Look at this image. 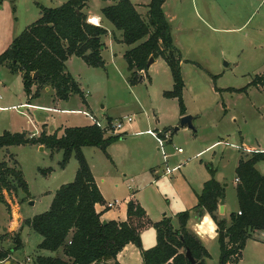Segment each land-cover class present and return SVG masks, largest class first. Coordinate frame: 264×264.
<instances>
[{"label":"trees","instance_id":"trees-1","mask_svg":"<svg viewBox=\"0 0 264 264\" xmlns=\"http://www.w3.org/2000/svg\"><path fill=\"white\" fill-rule=\"evenodd\" d=\"M100 1L111 2L101 10V14L116 31L121 32L120 43L132 47L123 55L130 73L128 83L135 86L148 78L147 63L151 58H161L168 66L173 82L172 90L164 92L163 97L176 99L180 117L185 116V85L180 69L182 57L173 44L170 25L162 10L166 0H150L146 20L130 0ZM86 3L87 0H68L53 9L37 5L38 20L27 26L0 54V66H5L12 75L20 74L23 91L29 101L38 98L41 89L49 86L57 100L68 101L77 95L84 103V95L68 73L65 63L69 58L76 57L88 67L103 69L102 38L107 35L103 27L88 22L83 13ZM34 74H37L35 80ZM262 81V76H256L246 87L227 91L243 93L250 86H262ZM35 83L38 87L32 93ZM163 131L173 133V129ZM124 136H104L94 125L65 128L61 136L41 132L34 138L24 132L8 131L0 135V150L12 146L39 145L62 152L61 168L66 166L72 155L78 164L74 179L55 191L48 210L22 223L41 237L36 247L38 252L54 254L36 255L33 264H119L116 257L128 244L139 250L142 264H192L186 257V251L190 252L193 264H206L209 253L196 234L204 236L206 230H213V225L206 218L203 223L207 229L204 230L199 224L194 229L195 234L188 227L192 213L198 220L208 215L215 224L219 263L238 264L246 242L253 239L255 233L264 230V174L256 168L264 163V154L244 153L239 158L235 168L238 210L230 213L228 221L218 216V204L224 188L214 179V170L207 167L210 179L197 195L196 205L191 210L175 214L176 225L172 218L166 216L157 223H151L143 208L133 199L127 203L125 221H107L103 224L95 206L103 204L104 200L82 148H98L109 157L108 147ZM3 191L16 197L22 193L20 203L30 198L21 171L9 167L5 161L0 162V203L9 213ZM147 227L156 231V245L144 250L140 232ZM7 237V234L0 236V263L8 261L22 247L20 233L17 232L12 236L15 246L4 249L1 242Z\"/></svg>","mask_w":264,"mask_h":264},{"label":"rangeland","instance_id":"rangeland-1","mask_svg":"<svg viewBox=\"0 0 264 264\" xmlns=\"http://www.w3.org/2000/svg\"><path fill=\"white\" fill-rule=\"evenodd\" d=\"M67 1L0 0L1 20L3 21L5 13L12 16L15 11L14 16L18 20L16 23L14 19H10L12 25L10 34L19 35L27 26L38 20L39 8L37 5L53 9ZM201 2L202 0H193V7L192 0H180V6L178 3H172L171 6L177 10L180 9L178 12L182 14L185 20L192 22L194 27L198 25L192 13H198L201 17H203V13H208L210 25L217 30L202 29L199 26L197 27L198 30L192 33L180 34L183 40L194 34L195 44L185 45L187 65L184 67L183 74L186 84L184 104L187 105L189 111L199 115V120L194 124L195 132L179 130L172 133V139L165 145H168L165 150L168 153H173L175 157L172 160L177 163L188 160L185 163L187 167L202 162V165L206 164V167L216 168L221 158L225 172H228L231 166L235 165L239 156L246 153H241L242 147L264 149V91H259L257 88H253L254 86L246 89L249 96L227 91L229 88H244L256 76L264 74V43L259 36L264 34V0L262 2L260 0H204L203 5ZM102 5L100 0H87L86 3L90 12L97 11ZM140 12L142 18L146 20L147 11L143 13L141 10ZM219 21L223 24L218 23ZM4 43L6 42L2 41L0 32V49ZM8 47L7 44L4 49L6 50ZM104 60L106 65L103 69L88 67L81 59H74L73 62L75 63L71 62L69 69L75 80L80 83L79 87L83 90V95L86 94L88 104L94 110L98 120L101 122L105 120L103 113L116 119L118 116H122V118L130 116L134 118V122L131 124L133 125L143 119L135 99L146 92L150 86V81L148 78H144L142 82L145 83H138L135 89L128 83L129 74L123 60L110 63L107 53L104 54ZM160 66L157 63L149 70V75L152 76L153 73L160 75L162 71ZM162 66V68H166L165 65ZM147 74L148 70L146 71ZM156 83L154 85L157 86ZM34 87L36 90L38 87L36 83ZM14 88L16 87L14 86ZM44 88L50 90L49 93H43L36 103L50 105L58 111L35 110L32 125H26V119L18 115L22 109L0 112V128L4 127L1 123L3 116L6 119L11 118L13 123L15 122L14 127L19 129L13 132L7 130L10 133L24 132L29 134L33 131V127L36 128L38 125L39 115L46 118V128L42 131V127L38 126L37 129L46 135L56 134L60 136L65 128L80 127L88 123L87 118L81 112L61 111L62 109H74L89 113V109L81 106L82 100L79 96L70 97L65 104V101L59 102L60 100L55 98V92L51 87ZM215 89L218 91L216 92ZM13 91L18 92V89H13ZM194 94L201 98L200 102L195 99ZM223 103L227 108V114L224 118ZM202 107L205 111L202 110ZM57 127L63 128L60 130ZM3 132L0 129V135ZM213 142H218L217 146L203 151ZM231 145H236L240 149L232 148ZM174 147L181 148L183 154H178ZM99 152V149L94 147L82 148L85 159L93 165L96 174L104 171L109 164L103 154ZM198 152L201 153L196 157ZM193 156L196 159H193ZM2 161L7 162L9 167L18 168L21 171L23 179L28 185L29 194L33 197L30 201L26 200L20 203V198L23 197L22 193H19L17 197L13 194H7L12 206L16 204L23 206V211H19L18 214L24 218L34 217L47 211L51 196L61 185L73 180V174L78 168L74 155L71 156L66 166L61 168L59 164L62 161V152L39 145L12 146L1 149L0 162ZM123 167L128 172L131 171L129 165L124 163ZM110 168L114 172V167ZM48 170L49 173H43ZM258 170L263 173L264 164H260ZM179 173L180 170L173 174L174 177ZM117 175L120 179H124L121 174L118 173ZM230 175L232 177V174ZM231 177H229L230 187L226 194L229 202L235 204L236 193ZM119 190H122L121 186H119ZM35 200L37 203L33 205ZM6 213V207L0 203V221L3 220ZM22 217L19 216L20 219ZM29 234V243L25 235L22 236L26 241L27 248L14 253L18 257L24 256L20 259L21 262L29 257L31 261L28 264H33L32 257L35 256L33 243L37 239L41 240V237L31 230ZM9 239V241L4 242V249L15 246L13 238L10 236ZM249 241L247 248L243 250V259L239 264H264V242L260 241L258 233H255L253 239ZM252 241L259 243L258 247L255 246V250L252 249ZM11 257L5 262L8 264L10 262H12L11 264L21 263ZM219 257V246L214 243L210 246V254L209 258L206 259V264H220ZM5 262L0 264H5Z\"/></svg>","mask_w":264,"mask_h":264},{"label":"crops","instance_id":"crops-1","mask_svg":"<svg viewBox=\"0 0 264 264\" xmlns=\"http://www.w3.org/2000/svg\"><path fill=\"white\" fill-rule=\"evenodd\" d=\"M260 1L262 2L263 0ZM130 2L134 5L136 11L141 15L142 14L140 12L141 10L143 11V13H145L148 10L147 5L149 4L150 0H130ZM102 3L103 5L97 11L94 12H90V10H88L86 6V8L83 10V13L88 20L92 21V19H94L97 22V24H95L96 26H101L107 31V35L102 38L104 49L101 52V56L103 58L104 67H105L106 65V61L104 60L105 53L108 54L110 63H116V60L124 61L123 59L124 53L132 47H128L125 44L120 43L121 32L116 31L114 27L107 20H105L101 14V10L104 7L111 5V3L109 1L107 2L102 1ZM172 3H178L179 6L181 5L180 0H166L162 6V10L166 18V21L170 25L173 44L180 51L182 57L180 69L185 85L183 90V102H184L185 101L184 91L186 89V84L183 74H184V67L187 65L186 64L187 60L185 57L186 54L185 45L187 44L194 45L195 40L193 37L194 34L192 36H187V38L184 40L181 39L180 34L184 32L192 33L195 30H198L197 27L199 26H201L202 29L205 28L208 30H217V29H215V27L213 28L212 25H210V21H209L210 16L208 15V13H203V17H201L198 13L195 12L192 13L193 18L196 19L198 25L197 27H194L192 22H190L189 20H185L182 14L178 12L180 9L177 10L174 7H171ZM192 4L194 7L193 0H192ZM201 4L202 5L204 4V0H202ZM1 8L2 7L0 6V9ZM14 14L12 16H8V14L5 13L4 14L5 17L3 18V21L1 20V16H0L1 39L3 42H6L3 44L4 47L3 46L1 47L0 54L5 51L4 48H6V45L7 44L10 45L12 40L18 36V35L14 36L10 34V29L12 26L10 19H14L16 23L18 20L17 17L15 18ZM218 23L223 24V22L221 23V21H219ZM259 36L263 39V43H264V34ZM74 59H79V58L76 57L69 58L66 61L65 66L68 73L71 75L74 81L78 85H80V83L77 80H75L72 72L69 69V64H71V62L75 63L73 62ZM157 63L161 65L160 67L162 71L160 75L158 73H153V75L150 76L149 70L152 69ZM162 65H165L164 67H166L167 70L166 68H162L163 67ZM125 67L127 70L126 63H125ZM147 70H148L147 76L150 81V86L142 96L140 94L137 97L138 99H135L136 105L139 107V111L142 114L143 119L135 122L130 127H127L125 129V136L118 142L108 147L107 154L109 157H106L99 149L101 154H103V156L109 163L107 167H105L104 171L98 173L99 175L96 174V172L94 171L93 165L87 162L91 170V173L93 175L94 181L104 200L103 204H98L95 206V210L97 213L100 214V219L102 221L122 222L126 220L127 203L130 199H133L137 201L138 204L143 208V210L147 215V218L151 223H157L164 216H166L172 218L176 225V221L174 218L175 214L182 211L191 210L196 205L197 195L201 192L203 184L210 179V174L207 170V167L205 166L206 164L202 165V162H198L197 164H193L194 166L187 167V164L185 163L188 160L180 161L177 163L172 160L173 157H175L173 156V153H168V151L166 150L165 153L167 158L163 157L161 152L158 150L154 138L144 133L147 130L173 129L178 125L179 119L181 118L179 115V109L176 99H166L163 97V93L167 91H171L173 86L171 73L166 63L161 58L155 59L152 65H150ZM128 74L130 73L128 72ZM261 76L263 77V81H262L263 85L262 86L258 85L253 88H257L259 91L260 90L264 91V74H262ZM155 82H157L156 83L157 86L154 85ZM13 85L16 88H14ZM136 87L137 86L135 85L134 88L136 89ZM34 88L35 87L31 89L32 93H34L35 91ZM13 89H18V92H14ZM80 90L83 93V90L82 89ZM49 91L50 90H48L47 88H44V90L39 93L38 98L29 101V97H27L23 91L22 79L20 74L12 75L5 66H0V107L3 108L2 110H0V112H6L12 110L10 109L11 107H19V109L22 110L18 112V115L26 119L25 121L26 125L28 124L32 125V122L34 121L33 115L35 110L46 111V112L58 111L57 109L52 108L50 105L48 106V105H42L36 103L40 100V97L43 93H49ZM238 94H242V95L246 94L247 96H249V94H247V91ZM194 97L199 102L201 101V98L198 95L194 94ZM59 102H63V101H59ZM65 102H66L65 104H67V101ZM81 103H82L81 106L83 105L82 106L83 108L85 106V108L89 109V113L95 116L94 110L91 109V106L88 104L86 94H84V103L83 102ZM184 105L186 108V115H191L193 117V125H194L195 122L199 120V115L192 113L191 111H189L187 105L186 104ZM222 106L224 107L223 109V118H224L227 114L226 113L227 108L224 103L222 104ZM202 110L205 111L203 107ZM61 111L69 112V113L82 112L81 110H74V109H62ZM103 117L105 120L116 119L106 115L105 113H103ZM39 118L40 119H37L38 125L36 126V128L33 127V131L29 132V135H31L34 138H36L41 133L39 129H37L38 126L42 127V131L44 130V128H46V123H45L46 118L41 117L40 115ZM120 118H122V116L117 117V119ZM87 120L88 123L83 126L91 125L90 120L88 118ZM1 123H3L4 126L0 128L2 131L9 130L13 132L14 130H19L17 129V127H14L15 122L13 123V120L11 118L6 119L5 116H3L1 117ZM61 128L59 129L62 130ZM241 141L243 142V139H241ZM217 144L218 142H213L203 151H207L210 148H214L215 146H217ZM242 148L248 150L249 152L264 151V149H256L254 147H247V146H244ZM201 152H198L195 156L197 157ZM241 153H243V151H241ZM181 154H183V152ZM98 159L100 158L98 157ZM193 159L196 158H194L193 156ZM238 161L239 159L236 161L235 165L231 166L230 171L228 172H225V168L221 163V158L219 159V163L217 167L212 168L214 170V179L222 186H224V184L226 185L225 187H223L224 213L223 215H220L218 213V216L221 218H225L227 221L229 220L230 213L236 212L238 210L237 199L235 204L233 202H229V199L227 198V194H226L227 190L230 187V179H229V177H231L230 174H232L231 180L235 189V182H234L235 168L237 166ZM124 163L130 166L129 168L131 171L128 172L127 169L123 167ZM179 163L185 165L184 166L182 165L183 167L179 169L180 173L177 176L174 177L173 175L177 171L174 172L169 177L162 175V172L165 167L173 168L177 166ZM259 165L260 164L256 166L257 169ZM112 166L114 167V172L112 168H110ZM118 173L121 174V176L124 179H120V177H118L117 175ZM261 174H264V172ZM74 176L75 174H73V179ZM119 186L122 187L121 191L119 190ZM125 186L127 189L125 188ZM3 195L5 197L6 202L10 205L9 207L10 212L9 213L7 212L8 214L6 213L3 220L0 221V236L6 234L8 236L1 242L2 246L4 247V242L10 240L9 239L10 236L12 237L13 234L19 232L21 244H22L21 249L22 250L26 249L27 248L26 241H24L22 236L24 234L26 239H28V243H29L30 242L29 231L31 229L26 226H23L22 223L24 220L28 219V217L24 218L22 217L21 214L20 215L18 214L19 211L20 212L23 211V206L21 204H16L15 206H12L11 202L9 201V197L7 196L5 191H3ZM32 198L33 197L30 195L28 201H30ZM52 199L53 196H51V200L48 203V208L51 204ZM115 201H117V205L115 207L110 209L106 207L108 203H112ZM36 203H37L36 200L33 201V205H35ZM19 216L22 218L20 219ZM206 218L213 225V230L211 232H208L206 230L207 225L203 223L204 219ZM199 224H202V228L206 230V232H204L205 235L202 237L196 234L194 231L195 227ZM188 227L201 239L202 243L204 244L208 253L210 254V246L213 245L214 243L217 244L216 226L211 220V218L208 215H204L202 216L201 219L198 220L195 218V214L192 213L191 219L188 222ZM140 239H141L142 248L144 250L150 249L156 245V231L152 227H147L140 232ZM40 242L41 240L37 239L33 243L34 244L33 250H35L34 255L54 256V254L52 253L38 252L36 247ZM249 242H250L249 240L246 242L243 250L247 248ZM252 244H253L252 249L255 250L256 247H258L257 245L259 243L252 241ZM11 256H12L11 258L15 259V261L17 262H21L20 259L24 257V256L18 257L16 253H13ZM34 257L32 258L34 259ZM242 259H243V251L240 261ZM116 260L119 264H142L140 252L132 244L126 245L122 249V251L117 255ZM5 264H8V262H5Z\"/></svg>","mask_w":264,"mask_h":264},{"label":"built area","instance_id":"built-area-1","mask_svg":"<svg viewBox=\"0 0 264 264\" xmlns=\"http://www.w3.org/2000/svg\"><path fill=\"white\" fill-rule=\"evenodd\" d=\"M95 21L94 19H92V21L88 20V22L90 24H97V22H93ZM19 107H11L10 109L12 110H18ZM3 108L0 107V110H2ZM79 113V112H77ZM86 118H88L91 122V125L96 126L97 128H99L101 130V132L104 134V136H116L119 134H125V129L127 127H130L131 124L134 122V118L133 117H123L120 119H114L111 121H107L104 120L103 122H101L100 120H98L95 116H93L92 114L86 112V111H82L81 112ZM145 134H148L149 136H151L152 138H154V140L156 141L158 150L161 152V154L163 155V157L167 158L166 153H165V145L171 140V133L170 132H166L163 130H147L146 132H144ZM232 148L235 149H240L238 146L236 145H231ZM175 151L178 154H181L183 151L181 148H174ZM241 151L246 152V153H253V152H249L248 150L242 148ZM255 153H263L264 151H254ZM182 163H179L177 166L173 167V168H169V167H165L162 175L163 176H171L174 172L178 171L181 167H182ZM235 183H238V179L235 178L234 180ZM117 205V201L112 202V203H108L106 205V207L108 209L113 208ZM238 215H240V212H238ZM259 239L260 241L264 242V230L258 233ZM30 258H26L25 261L21 262L20 264H28L30 263Z\"/></svg>","mask_w":264,"mask_h":264},{"label":"water","instance_id":"water-1","mask_svg":"<svg viewBox=\"0 0 264 264\" xmlns=\"http://www.w3.org/2000/svg\"><path fill=\"white\" fill-rule=\"evenodd\" d=\"M154 62V59H150L149 62L147 63V68L152 65V63ZM37 77V74H34L33 79H35ZM179 130H190L195 132V128L193 125V117L191 115H185L183 117H181L179 119V123L176 127H174L173 129V133H176ZM226 185L224 184L223 187H225ZM218 213L220 215H223L224 213V194L222 193L220 196V200H219V204H218ZM103 224L106 223V221H102ZM186 257L188 258V260L193 264L194 260L192 259L190 252L186 251Z\"/></svg>","mask_w":264,"mask_h":264},{"label":"clouds","instance_id":"clouds-1","mask_svg":"<svg viewBox=\"0 0 264 264\" xmlns=\"http://www.w3.org/2000/svg\"><path fill=\"white\" fill-rule=\"evenodd\" d=\"M93 22H95V21H93Z\"/></svg>","mask_w":264,"mask_h":264}]
</instances>
